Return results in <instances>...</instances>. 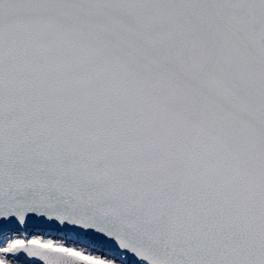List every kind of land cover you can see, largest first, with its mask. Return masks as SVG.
<instances>
[{"label":"snow or ice","instance_id":"1","mask_svg":"<svg viewBox=\"0 0 264 264\" xmlns=\"http://www.w3.org/2000/svg\"><path fill=\"white\" fill-rule=\"evenodd\" d=\"M0 264H264V0H0Z\"/></svg>","mask_w":264,"mask_h":264}]
</instances>
